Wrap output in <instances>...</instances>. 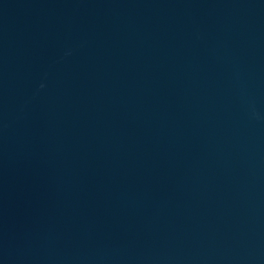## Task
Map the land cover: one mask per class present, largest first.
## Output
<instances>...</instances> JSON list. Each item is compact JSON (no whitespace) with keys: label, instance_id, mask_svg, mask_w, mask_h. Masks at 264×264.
Returning <instances> with one entry per match:
<instances>
[{"label":"water","instance_id":"95a60500","mask_svg":"<svg viewBox=\"0 0 264 264\" xmlns=\"http://www.w3.org/2000/svg\"><path fill=\"white\" fill-rule=\"evenodd\" d=\"M0 264H264V0H0Z\"/></svg>","mask_w":264,"mask_h":264}]
</instances>
